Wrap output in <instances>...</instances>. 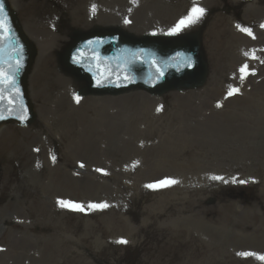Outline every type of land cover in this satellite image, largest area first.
I'll use <instances>...</instances> for the list:
<instances>
[{
	"label": "rangeland",
	"instance_id": "rangeland-1",
	"mask_svg": "<svg viewBox=\"0 0 264 264\" xmlns=\"http://www.w3.org/2000/svg\"><path fill=\"white\" fill-rule=\"evenodd\" d=\"M9 2L37 36L28 80L37 119L0 128V264H264L239 255H264V60L248 57L243 79L230 65L214 72L232 43L222 34L225 21L232 29L235 22L264 25V4ZM193 4L206 10L203 17L179 32L201 35L209 71L200 86L86 94L85 81L60 62L74 30H172ZM230 89L239 91L229 96ZM139 149L154 153L152 167H122ZM165 178L178 183L146 187Z\"/></svg>",
	"mask_w": 264,
	"mask_h": 264
},
{
	"label": "water",
	"instance_id": "water-1",
	"mask_svg": "<svg viewBox=\"0 0 264 264\" xmlns=\"http://www.w3.org/2000/svg\"><path fill=\"white\" fill-rule=\"evenodd\" d=\"M0 2L11 29L9 39L0 41V57L3 50L14 57L4 66L9 67V76L15 81V87H7L5 95H0V116L4 117L0 123L17 120L26 125L34 119L25 94V78L34 49L20 30L7 0ZM72 38L63 62L78 78L87 81L89 92L117 93L138 87L162 93L170 88L196 86L205 76V64L195 35L135 37L110 29L90 33L76 31ZM15 48L20 51H14Z\"/></svg>",
	"mask_w": 264,
	"mask_h": 264
},
{
	"label": "snow or ice",
	"instance_id": "snow-or-ice-1",
	"mask_svg": "<svg viewBox=\"0 0 264 264\" xmlns=\"http://www.w3.org/2000/svg\"><path fill=\"white\" fill-rule=\"evenodd\" d=\"M95 7V6H94ZM205 9L202 7L197 6L196 4H193V7L190 9L189 13L187 16H185L184 18H182L177 25L171 30L172 33L178 32L180 31L183 27H187L189 25L195 24L197 23L204 15L205 13ZM262 27H264V25H261ZM238 28H240L241 26H237ZM242 31H244L245 33H247L249 36H253V33L251 31V29L243 27L241 28ZM11 29L10 27L7 25L6 23V16L4 15V5L2 2H0V41H4L6 39H9V33H10ZM91 43V42H90ZM14 51H20L19 48H15L13 49ZM245 55H248V53L246 52ZM189 66H191L189 64ZM19 68V64H17V69ZM247 70V65L245 64L244 66L241 67L240 71L242 73L241 79L244 78V75L247 74L246 72ZM0 85H8L11 87H15V81L13 77H10L6 72L5 69L3 68L2 65H0ZM3 89L0 88V92H2ZM18 91V89H17ZM239 89H230L228 92V95L231 96L234 94V92H238ZM0 98H2V96H0ZM77 102H79V97H76ZM219 106V105H218ZM0 119H4L3 116H0ZM21 119H23V117H21ZM53 160H55V157H53ZM83 166V165H81ZM97 171H102L100 169H97ZM213 179L216 180H223V177H212ZM227 182V181H225ZM235 182V180L233 181ZM178 183L177 180L172 179V178H165L163 180L157 181L155 183L152 184H148L146 185V187L148 188H163V187H168L171 185H174ZM240 183H246V181H240ZM60 205L62 207H67L76 211H84V205L82 204H78V203H74L71 201H59ZM89 209H103V208H107L108 205L106 203H101V204H89L87 206ZM118 243H122V244H127L128 241L125 239H120L118 241ZM239 255L242 256H256L257 259L264 261V255H258L256 253H249V252H245V253H240Z\"/></svg>",
	"mask_w": 264,
	"mask_h": 264
},
{
	"label": "bare ground",
	"instance_id": "bare-ground-1",
	"mask_svg": "<svg viewBox=\"0 0 264 264\" xmlns=\"http://www.w3.org/2000/svg\"><path fill=\"white\" fill-rule=\"evenodd\" d=\"M218 11H222V9L219 7L218 8ZM31 19V21H35L32 17L30 18ZM25 26V25H24ZM27 29V28H26ZM25 29V30H26ZM130 29V28H129ZM135 31H140V30H135ZM26 32H27V34H28V36L30 37V39L31 40H33V42L35 43L37 40L35 39V37L37 38V36L35 35V37L30 33V31L29 30H26ZM238 36V38H239V40H240V43L241 44H245L246 43V45H247V48L248 49H250L251 48V45L250 44H252V43H250V41H246V39L244 38V37H242L241 35H237ZM36 44H37V42H36ZM40 73V72H39ZM140 151V149L138 150V151H135V152H132V153H130V156H129V159H128V162L127 163H125L122 167H126V166H128V167H130V162L131 163H133V162H135V163H141V167H152L151 166V164L153 163V161H154V157H156L155 155H154V153H152V155H150L148 152H145V151H143V152H139ZM150 152H153V151H150ZM129 163V164H128Z\"/></svg>",
	"mask_w": 264,
	"mask_h": 264
}]
</instances>
